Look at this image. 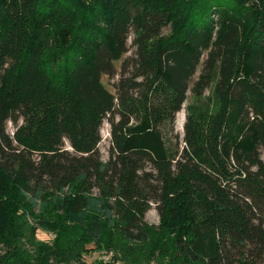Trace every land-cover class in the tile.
Here are the masks:
<instances>
[{
    "label": "trees",
    "instance_id": "1",
    "mask_svg": "<svg viewBox=\"0 0 264 264\" xmlns=\"http://www.w3.org/2000/svg\"><path fill=\"white\" fill-rule=\"evenodd\" d=\"M189 91L180 148L163 129ZM261 151L264 0H0V264H86L88 244L157 233L165 264H264ZM34 211L54 234L35 263Z\"/></svg>",
    "mask_w": 264,
    "mask_h": 264
},
{
    "label": "rangeland",
    "instance_id": "2",
    "mask_svg": "<svg viewBox=\"0 0 264 264\" xmlns=\"http://www.w3.org/2000/svg\"><path fill=\"white\" fill-rule=\"evenodd\" d=\"M170 33V27H167L163 30L162 36H166ZM132 40H133V32L131 31L129 34V38L127 40V47L128 52L121 57L120 60L116 61L114 63L115 68L117 70L120 69L121 64L126 59H132L134 58V47L132 46ZM198 74L193 78L191 82V86L193 82L196 80ZM103 85L105 88L110 91L111 93H115L114 83L117 82V77L114 79H110L106 76H103L101 79ZM207 96V92L205 93V97ZM194 102V98L192 95V92H188L187 94V100L184 103L181 111L176 115V120L174 124L173 131L164 130L163 129V135L164 139L171 143L173 140V136H178L179 146L180 148L185 145L183 138H184V124L186 121V116L188 112V107ZM7 132L10 135H13L15 131V126L11 123H7ZM99 152L101 155V159L103 161H106L109 157L110 148H111V137H110V126L107 122H104L101 128V142L99 143ZM261 157L264 159V151H261ZM22 209L19 208V213L21 215ZM25 213L26 218V224L25 225V236L21 239L20 242H23V248L24 251H26L31 259L32 262L35 263V257H36V246L39 244L47 243L49 245H52V240L54 237V234L47 229L41 227L39 224H37V221L35 219L36 216H38V212L34 211V217L31 216V213ZM145 220L150 225H157L160 222V216L155 208L154 205H152L151 209L146 213ZM36 229L35 238L29 240V236L32 232V230ZM28 238V239H27ZM154 244L149 246H143L138 244H130V243H124L122 242L120 249H114L109 250L105 244H88L87 249L88 252L83 255V259L86 264H125L126 260L125 258L131 255V261L133 263H139V264H165L168 262V260L165 259V261H161V251L164 246L167 247V249L170 248V243L168 242V239L164 238L161 234H155L153 235ZM32 243V244H30ZM155 246V252H152L151 249ZM5 248H0V252L4 253Z\"/></svg>",
    "mask_w": 264,
    "mask_h": 264
}]
</instances>
